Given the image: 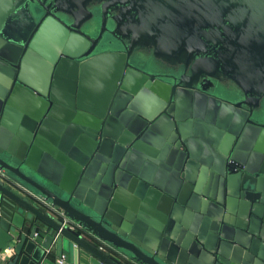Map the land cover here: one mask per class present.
Instances as JSON below:
<instances>
[{
    "label": "water",
    "instance_id": "obj_1",
    "mask_svg": "<svg viewBox=\"0 0 264 264\" xmlns=\"http://www.w3.org/2000/svg\"><path fill=\"white\" fill-rule=\"evenodd\" d=\"M29 239L264 264V0H0V251Z\"/></svg>",
    "mask_w": 264,
    "mask_h": 264
},
{
    "label": "crops",
    "instance_id": "obj_2",
    "mask_svg": "<svg viewBox=\"0 0 264 264\" xmlns=\"http://www.w3.org/2000/svg\"><path fill=\"white\" fill-rule=\"evenodd\" d=\"M208 177L211 176L209 175ZM209 181L212 182L213 178ZM26 232L29 233V231ZM54 252V247L45 249L39 242L29 239L17 264H56L59 259L58 254H55ZM14 257L15 255L11 259L9 258L6 262L0 261V264H11Z\"/></svg>",
    "mask_w": 264,
    "mask_h": 264
},
{
    "label": "flooded vegetation",
    "instance_id": "obj_3",
    "mask_svg": "<svg viewBox=\"0 0 264 264\" xmlns=\"http://www.w3.org/2000/svg\"><path fill=\"white\" fill-rule=\"evenodd\" d=\"M48 1H50L51 2V0H48ZM192 113L194 112V109L191 111ZM147 127L143 130V133H145L146 131H147ZM236 146L234 145L233 147H232V149L233 148H235ZM180 150H184L183 148L182 149H180ZM233 152V150H231V153ZM126 154H124L123 156H125ZM188 155V154H187ZM124 158V157H123ZM187 159V158H186ZM222 160H224L223 158H222ZM228 160V158H226V161ZM225 162V161H224ZM223 165H226V162L223 164ZM187 167V166H186ZM210 172H212V173H214V177L212 176V177H208L207 178V180H208V183H210L212 186H214L215 184H216V187L217 188H219V191H220V189L222 190V189H224L225 190V192H224V196L225 197H227L228 195H227V192H226V187H227V175H222V174H220V173H216V171L215 172H213V171H210ZM211 176V175H210ZM213 178V181L211 182V181H209L210 179H212ZM186 205H189V201H186ZM175 204V206L177 205L178 206V209H179V211H180V217L178 218L179 219V221H178V223H180V221H182L180 224H182L183 225V221H185L186 219L190 222V223H195V222H198L199 223V226H202V224L204 225V220H205V218H207V219H210L209 217H208V215L207 214H202V213H199V212H197L196 210H194V209H191L190 207H188V206H186V205H182V204H179V203H174ZM216 204H218V203H216ZM218 205H220V204H218ZM220 206H222V205H220ZM177 208H176V210H178ZM174 211V210H173ZM250 215V214H249ZM169 216H171V217H173V215L171 214V215H169ZM171 218H169L168 219V221L170 220ZM250 220V219H249ZM248 220V221H249ZM208 221V220H207Z\"/></svg>",
    "mask_w": 264,
    "mask_h": 264
},
{
    "label": "built area",
    "instance_id": "obj_4",
    "mask_svg": "<svg viewBox=\"0 0 264 264\" xmlns=\"http://www.w3.org/2000/svg\"><path fill=\"white\" fill-rule=\"evenodd\" d=\"M15 255V246H10L5 250L0 251V261L6 262L9 258L11 259ZM60 262H63L60 260Z\"/></svg>",
    "mask_w": 264,
    "mask_h": 264
}]
</instances>
